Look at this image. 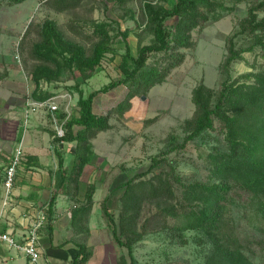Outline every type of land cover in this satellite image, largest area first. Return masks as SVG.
<instances>
[{"label": "rangeland", "instance_id": "1", "mask_svg": "<svg viewBox=\"0 0 264 264\" xmlns=\"http://www.w3.org/2000/svg\"><path fill=\"white\" fill-rule=\"evenodd\" d=\"M146 1L156 3L160 0H124L123 3L121 0H81L79 7L64 12L54 9L49 0H26L19 4L0 0V86H20V97L30 109L27 103L32 100L35 88L31 74L40 63L33 59L32 48L41 39L40 25L45 20L55 21L65 38L84 46L88 54L98 41L92 23H111L115 28L111 46L118 53L107 54L90 79H84L78 72L65 71L59 81L41 84L42 92L53 94L52 102L58 106L55 116H50L55 133L54 118L58 124H66L61 116L72 114L78 108L80 90L88 96L120 77L118 65L125 47L118 32L129 30L128 43L134 56L140 46L153 42L154 36L146 27L143 12ZM175 1L168 0L167 6H173ZM218 1L225 8L211 14L204 28L192 32L194 45L179 51L184 60L164 83L135 97L130 109L123 113L117 107L126 104L128 89L125 86L95 98V113L108 115L111 128L93 139L96 156L81 179L83 184L80 183V206L87 205L86 191L88 186H94L92 204L80 222V243L92 252V264H118L122 256H127L126 249L113 240L104 214L105 200L118 224L123 210L124 184L132 178L148 180L159 174L172 183L176 196L183 185L226 182L230 190L226 196L220 239L243 251L255 264H264V218L258 200L239 187L240 182L236 183L233 177L217 173L209 162V156L225 144L218 125L215 131H208L191 142L186 150L163 155L171 134L183 139L193 129L196 107L192 95L196 86L204 83L212 89L214 104L227 79L264 72V57L259 46L243 53V59L235 62L227 74L222 70L228 39L239 30L250 8L264 0ZM258 17L264 18V9L258 11ZM175 23L176 19L168 21L169 25ZM255 40L252 35L239 36L235 38L236 48L251 46ZM165 62L163 53L151 54L148 60L151 65H164ZM155 158L161 165L150 171ZM73 161L74 156L69 154V168ZM174 204V199L159 193L155 196L144 194L128 205L125 219L130 223L129 234L139 264H207L214 249L211 239L199 231H186L181 238L173 221L165 222Z\"/></svg>", "mask_w": 264, "mask_h": 264}, {"label": "trees", "instance_id": "2", "mask_svg": "<svg viewBox=\"0 0 264 264\" xmlns=\"http://www.w3.org/2000/svg\"><path fill=\"white\" fill-rule=\"evenodd\" d=\"M24 1L26 0H11V4ZM49 1L59 12L75 9L81 3V0ZM231 1L241 3L245 0ZM167 2L168 0H160L156 3L147 1L144 3L146 27L153 34L154 39L151 44L140 46L137 56L132 54L128 43L129 30L117 33L122 37L125 47L118 65L120 77L88 96L80 90L77 102L79 116L66 120L64 137L54 138V144L76 143L73 167L70 171L63 169L64 160L61 153L57 152L63 184H67L69 190L75 188L76 192L79 191L81 177L96 156L93 139L99 133L111 128L108 115L95 113V98L99 94H107L125 86L128 89L126 104H120L117 108L121 113L129 110L131 101L135 97L145 95L153 87L164 83L170 72L182 64L184 57L179 51L194 45L192 32L204 28L211 14L225 8L218 0H176L171 7L167 6ZM262 9H264L263 2L250 8L248 16L240 22L239 30L228 39L227 55L222 64L224 74L229 72L235 62L243 59V53L253 51L257 46L262 50L264 57V18L258 17V11ZM169 19H176V23L169 25ZM91 27L98 41L88 54L84 46L65 38L55 21L45 20L40 25L41 39L32 48L33 59L40 62L31 74L35 85L31 94L32 99L43 102L52 98L53 94L50 92H42L43 82L50 84L59 81L65 71L73 74L78 72L84 79H90L107 54L118 53L111 46L115 38L112 34L115 28L111 23L93 22ZM242 35H252L256 40L251 46L237 49L235 38ZM161 53L165 56L164 65L148 63L151 54ZM213 95V90L204 83L194 88L192 100L196 107V117L193 129L183 139L171 134L163 155L186 150L191 142L208 131H215L218 125L225 144L209 156V162L217 173L233 177L236 183L240 182L239 187L256 197L264 218V72H251L235 79H227L222 83L214 104ZM66 117L65 114L61 116L63 120ZM160 165L161 162L155 158L150 171L159 168ZM168 181L159 174L148 180L132 178L126 182L122 196L123 210L119 214L118 224L108 210V200H105L104 214L113 240L127 251V256H122L118 264H139L134 254V242L129 234L130 223L125 219L128 205L144 194L155 196L159 193L165 195L167 199L175 200L172 212L168 218H165V222L173 221V227L181 234V238L186 231H199L211 239L214 249L207 264H255L243 251L230 244L227 245L220 239L226 196L230 190V187L224 184L226 182L223 184L195 182L183 185L176 196L172 183ZM93 192L94 186H88L85 194L87 205L74 208V223L77 218L82 221V215L92 204ZM55 202L56 196H53L48 209L50 223L53 220ZM77 246L79 251L73 264H87L92 252L85 244L80 243Z\"/></svg>", "mask_w": 264, "mask_h": 264}, {"label": "crops", "instance_id": "3", "mask_svg": "<svg viewBox=\"0 0 264 264\" xmlns=\"http://www.w3.org/2000/svg\"><path fill=\"white\" fill-rule=\"evenodd\" d=\"M21 87L17 85L0 86V221L3 231H12L13 237L23 241L27 236L31 220L40 210H47L53 196V220L41 234L43 257L51 264H73L78 255L80 244V219L74 223L73 210L80 207L79 191L70 193L69 186L63 184L59 170L57 152L64 160L63 169L70 171L68 156H74L76 143L54 144V126L50 123L52 115L40 109L30 114L26 123V106L20 97ZM78 102V101H77ZM48 111V112H47ZM50 114V115H49ZM53 116V115H52ZM79 116V108L68 114L66 120ZM93 144L95 142L93 141ZM22 146L24 160L18 168L14 187V202L4 209L5 169L11 162L17 147ZM74 162V161H73ZM40 164V165H38ZM88 165L82 175L87 173ZM81 177V179H82ZM81 184H83L81 180ZM25 216H28L26 218ZM0 256L6 264H29L25 256L5 245L0 247ZM94 258V256H92ZM87 264H92L93 259Z\"/></svg>", "mask_w": 264, "mask_h": 264}, {"label": "built area", "instance_id": "4", "mask_svg": "<svg viewBox=\"0 0 264 264\" xmlns=\"http://www.w3.org/2000/svg\"><path fill=\"white\" fill-rule=\"evenodd\" d=\"M52 98L47 101H35L32 99L27 103L30 109L26 110V123L29 120L30 114L40 109L47 108L49 112L55 116L58 106L52 102ZM55 127V137L62 138L65 136L66 129L64 123L58 124L57 119ZM24 160V152L22 146L16 148L11 162L5 169V176L3 181L4 186V209L12 206L14 202V187L17 180L18 168ZM28 218V216H25ZM50 225V220L47 210H40L38 214L31 220L26 238L18 242L14 237L12 231H3L0 221V247L5 245L9 249H15L26 257L29 264H51L46 258L43 257V247L41 243V234L47 226ZM0 264H6L4 259L0 256Z\"/></svg>", "mask_w": 264, "mask_h": 264}]
</instances>
